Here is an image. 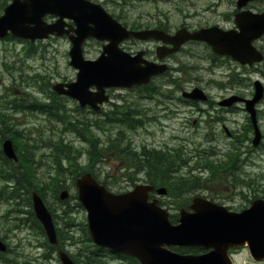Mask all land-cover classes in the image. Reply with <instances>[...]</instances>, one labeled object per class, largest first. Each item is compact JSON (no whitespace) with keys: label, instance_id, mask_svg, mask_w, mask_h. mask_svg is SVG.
Wrapping results in <instances>:
<instances>
[{"label":"flooded vegetation","instance_id":"flooded-vegetation-1","mask_svg":"<svg viewBox=\"0 0 264 264\" xmlns=\"http://www.w3.org/2000/svg\"><path fill=\"white\" fill-rule=\"evenodd\" d=\"M85 1L93 7L99 6L105 14L127 31L156 30L165 34L166 37L173 36L180 30L190 33L209 28H217L221 31L236 30L235 18L242 11L237 6V0H202L203 4L197 3V0ZM245 9L250 10L253 14L264 12V0H255ZM46 20L52 22L54 18L48 17ZM10 40L18 42L22 46L21 50L15 53L14 60L11 62L3 61L1 64V66L8 64L9 68L7 72L0 73V171L6 167L4 164L8 161L6 158L2 159V155L4 157L2 143L4 140H10L17 156V161L11 160L10 166L22 169L33 168L37 175L41 172L42 184L47 177L44 172L47 166V136L39 123H46L49 118L47 77L38 73L32 74L30 72L32 67L28 64V59L31 58L29 57L30 50L35 47L37 52L39 42L32 44L9 36L0 39L1 42ZM91 42L100 44L98 56L104 43L92 37L83 41L81 46L83 57L94 60L98 56L92 58L87 46ZM119 46L129 55H139L141 60L156 66H163L165 69L155 78L156 80L161 79L162 83L135 87L130 90L133 93H139L140 90L148 87L154 92L153 95L138 94V98L121 103V131L123 141L127 145H131V154H124L121 158L122 175L121 179L117 180L118 184L127 188H133L138 184H148L154 188L186 187L197 180L209 181V177L205 179L200 177L204 170L210 173L220 170L222 173L230 174L233 181L237 179L234 173L237 170L235 168L236 154H228V162L232 160L233 163L224 164L223 168L206 161H204L203 166H200L198 162H194V159L196 160L198 157L205 159L215 155L218 147L214 148L215 141L219 139L221 134H225L231 139L236 138L237 133L233 128L227 127V124H235L234 117L237 115V110H244V106L242 108L241 104H223L224 97L212 98L205 86L201 84L187 83L183 86L177 85L176 82L180 81L181 76L207 73L218 76L225 71L230 72V74L248 72L253 75L258 74L263 78L264 36L253 43L254 48L262 54V59L250 66L240 65L227 56L218 55L204 42L195 40L185 41L175 52H170L173 45L162 39L137 40L129 37L120 42ZM42 47L39 54L44 49V46ZM39 57L41 58V55ZM15 73L18 74L17 80ZM8 77L11 80L10 83H1L4 78ZM164 77H171V82H164ZM209 83L214 84L219 89L222 88V85L215 81ZM261 84L264 94V84ZM195 87L204 91L207 96L206 100L182 97L185 91L189 92ZM113 91L115 90H108L109 97ZM121 97L123 98L122 95ZM109 103L110 106L115 104L111 101ZM128 104L135 105L136 108L129 109ZM82 110L93 115L89 109L84 108ZM129 119L136 121L139 126L130 129L127 124ZM256 119L257 110L255 108ZM248 120L249 117L246 114L241 136L244 140L248 139L250 133L253 135L255 130L254 125L247 123ZM38 130L41 133L38 134ZM117 130V127H112L110 133L113 135ZM13 137L18 139V142H15ZM134 138H141L139 145H136ZM194 140L202 142L198 143ZM25 141L29 143L28 147ZM41 151L43 153H40ZM145 159H150V168L143 166ZM22 162L25 164L21 165ZM14 184L15 180L6 181L4 183L5 190H12ZM41 190L43 192V187ZM33 192L31 191V195ZM44 193H48V191ZM152 194L148 201L155 198L154 193ZM11 199L13 200L11 196L0 195V208H5L0 218L8 225L15 222L17 218L16 213H14L15 205ZM166 200H168L166 197L158 198V204H165ZM179 206V211H181L183 206ZM18 210L21 215H24L28 208L21 202ZM167 210L173 216L178 214L176 209ZM22 221L23 219L20 218L19 223L21 224ZM4 227L3 231L9 232L7 231L8 228ZM27 234L29 237L27 239L28 246L42 251L40 256L30 257L29 264H54L53 255H49L52 260L47 259L46 244L39 241L31 230H28ZM35 235L38 236L36 233ZM0 240L6 245V250L0 252V261L5 264H16V261L11 257H6L12 253L9 240L3 235H0ZM261 263L264 261L254 262L251 260V264Z\"/></svg>","mask_w":264,"mask_h":264},{"label":"water","instance_id":"water-1","mask_svg":"<svg viewBox=\"0 0 264 264\" xmlns=\"http://www.w3.org/2000/svg\"><path fill=\"white\" fill-rule=\"evenodd\" d=\"M254 0H237L239 9ZM56 20L47 23L46 16ZM66 20L71 21L68 24ZM239 31H221L217 28L201 29L194 33L177 31L174 36L163 37L161 32H129L99 7L85 0H11L0 16V38L11 35L29 40H44L49 36L66 35L71 47L69 65L76 70L75 81L58 82L54 92L78 102L80 107L97 110L108 100L105 93L110 88H132L148 84L165 67H158L131 57L118 44L129 37L136 39H162L173 45L174 52L187 40L205 42L218 55L230 56L240 64L251 65L261 60L260 52L252 41L264 35V12L252 14L242 11L235 18ZM161 35V36H160ZM92 37L106 41L96 60L82 56L84 39ZM145 63L142 65V63ZM92 88L94 90H92ZM186 98L205 99L198 88ZM261 97V87L255 83V95L246 101V110L253 115V106ZM229 102L240 100L237 97ZM259 142L256 132L252 144ZM2 150L6 157L16 160L10 140H5ZM77 198L86 212V222L94 245L112 253L125 254L140 264H234L229 250L246 247L254 261L264 259V200L256 199L240 212H231L224 206L195 197L181 210L178 223L169 221L168 213L158 206L157 200L147 201L153 187L139 185L131 191L116 194L85 173L75 181ZM164 188L156 190L165 194ZM67 191L60 199L67 197ZM33 211L44 228L48 241L56 244L55 226L42 200L32 195ZM170 247H198L207 252L199 255L179 254ZM0 251L5 245L0 241ZM60 264H74L63 251L58 252Z\"/></svg>","mask_w":264,"mask_h":264},{"label":"rangeland","instance_id":"rangeland-1","mask_svg":"<svg viewBox=\"0 0 264 264\" xmlns=\"http://www.w3.org/2000/svg\"><path fill=\"white\" fill-rule=\"evenodd\" d=\"M199 4H203L202 0L196 1ZM48 18V17H47ZM46 18V19H47ZM21 44L18 42H13V40L1 42L0 41V72H1V64L4 61L11 62L15 58V53H18L21 50ZM41 46V47H40ZM44 49L39 54L40 49ZM88 50L92 54V58L98 56L100 52V44L97 43H89ZM70 48L69 42L65 38H48L44 41H39L38 43V51L37 56L35 58L28 59V64L32 67L30 72L32 74L38 73L39 75H43L47 80L48 85H52L56 82H72L75 80L76 71L69 66V57L68 50ZM41 55V58L39 57ZM17 73H15L16 80L18 79ZM230 74L225 71L222 75L213 76L210 74H198V75H187L181 76L179 84L185 86L187 83H195L201 84L205 86L208 90L212 98L220 99L222 97H228L230 95H241L245 98H251L253 92V81L260 80L264 84V76L263 78L260 75L249 74L248 72H242L236 76L234 80L229 76ZM212 80L217 81L222 88H217L214 84L209 83ZM10 78H4L1 83L8 84L10 83ZM157 83H162L161 79H157L154 81V85ZM46 88V87H45ZM150 89L147 90L149 92ZM108 93V91H107ZM123 96V98L121 97ZM179 95V93H178ZM137 92H131L130 90H115L110 94V101L115 104H121L122 102H126L132 99L138 98ZM143 100V99H142ZM63 106L65 110L71 113L72 116H78L73 113L75 109V102L69 98H66L64 101L62 100ZM109 103H106L102 106L101 109L106 110L109 108ZM257 108V120L256 125L262 135L261 142L253 147L251 144V140L253 135L250 133L247 140H244L241 137L242 133V125L245 122L246 112L242 109L237 110V115L234 117L235 124H227V127L233 128L235 130L236 138L231 139L227 137L225 134H221L219 139L215 141L216 154L210 157H198L194 162H198L200 166H203L204 161L211 162L216 166H220L221 168L228 161L229 153H236V163L235 168L237 170L234 172L237 180L244 181L242 186L234 187L235 182L231 178L230 174L222 173L220 170H217L215 173H210L207 170L202 171V176L205 179L209 177V181L201 182L200 185L202 188L197 187L195 191H193L189 196L194 197L199 193L201 196H205L206 198L212 199L214 202H217L221 205L228 207L231 211L237 212L248 206V201L253 198H262L264 197V95L260 99L259 103L256 106ZM86 118L92 116V114L83 112ZM94 117V116H92ZM50 119V118H49ZM248 123L249 120H248ZM44 128V134L47 138L55 131L62 129L63 125L57 123L56 121L48 120L46 123H39ZM41 133L38 130V134ZM65 137L67 141L74 143V145H78L82 139L75 136L72 133H65ZM250 138V140H249ZM136 141V145H139L141 142V138H134ZM195 142H202L200 140H194ZM86 143L85 141H82ZM87 144V143H86ZM248 151V152H247ZM40 153H43L41 151ZM48 154V152L46 151ZM252 154V155H249ZM119 158L116 156L112 157V154L108 155V159L106 164L100 165V174L101 178L104 177V172L108 171L109 179L111 176L117 177V179L112 178L113 180H119L120 172H121V164L118 160ZM110 171V173H109ZM247 184V186H245ZM2 183L0 181V187ZM70 183L67 185V189L70 191ZM121 189L122 191L128 190L127 188L120 184V187L116 189ZM176 188V187H174ZM71 193H74V190H71ZM244 196V197H243ZM45 199L47 203L55 208V213L60 217V209L57 208V202L53 198L51 193L45 194ZM168 202V200H166ZM15 204V203H14ZM72 205V202H71ZM16 208V207H15ZM5 208H0V215L3 214ZM58 217V218H59ZM76 222L85 221L86 222V213L83 209L79 212L75 213ZM14 222H11L9 225L5 223L0 218V235L6 236L9 240V244L12 248V253L7 255L6 257H11V259L17 261L18 264H29L30 257H38L41 255L42 251L36 249L35 247H30L27 244V239L29 238L27 235L28 228L21 227L18 230L12 229L11 232L9 228L13 225ZM6 226V227H4ZM4 228H8L7 233L3 231ZM79 231L76 228V235L80 237ZM34 236L38 238L39 241L42 242V238L38 235ZM70 250V252L75 253L72 247H65ZM236 256L234 257L235 264H251V259L247 255L245 250H238V253L234 252ZM54 264H59L55 258ZM0 264H5L0 261ZM50 264V263H48ZM264 264V263H261Z\"/></svg>","mask_w":264,"mask_h":264},{"label":"trees","instance_id":"trees-1","mask_svg":"<svg viewBox=\"0 0 264 264\" xmlns=\"http://www.w3.org/2000/svg\"><path fill=\"white\" fill-rule=\"evenodd\" d=\"M10 0H0V15L3 12L4 7ZM35 51L31 50V54ZM5 70H8V65H3ZM48 120L56 121L63 125L62 129L55 131L48 137V164H47V177L48 181L43 185L40 183L42 180L41 173L37 175V172L33 168H15L10 166V161H6L4 164L6 167L0 171V178L3 181L15 180L13 189L10 191L5 190L4 187L0 189V195L11 196L15 202H23L25 206H31V191H39L40 196L43 198L45 204L44 192L46 189L52 194L53 198L57 201V208L60 209L61 216L59 217L55 213V208L48 205V210L54 219L57 234V244L50 245L44 238L45 244L49 250L56 251L64 249L65 247H72L75 253L70 252V257L75 264H114L116 261L119 264H140L136 259L122 254H112L107 249H103L94 245L89 236L86 222H76L75 213L79 212L82 208L77 201L76 192L71 193L69 198L65 201H59L58 194L62 189H66L68 183L70 187H73L75 191L74 181L83 173H91L92 176L104 185L108 190H114L116 193L122 192V190L116 189L117 177L111 176L109 179L108 171L104 172V177L101 178L100 165L106 164L108 155H117L120 161L124 154L130 153V146L123 141L122 131L118 129L114 135H112L111 127H116L117 124L122 123V114L120 112L121 107L113 106L110 111H102L101 115L97 118L89 119L83 117L82 111L75 104L73 113L78 116H72L70 112L65 110L62 100L66 98L60 97L51 91V85H48ZM134 106L129 105V109ZM134 120L129 119L127 124L133 127ZM65 133L75 134L78 138L87 143L86 147L74 146L70 141L66 140ZM15 142L18 139L13 137ZM27 143V147L29 143ZM42 142V141H41ZM84 159L82 163L81 160ZM150 159H145L143 166L150 168ZM30 163V162H29ZM25 164L22 162L21 165ZM19 166V165H18ZM138 169V168H136ZM110 173V171H109ZM121 173V172H120ZM122 173L120 174V176ZM238 181V180H237ZM236 181V182H237ZM193 182L192 184H195ZM242 183V181H240ZM236 184L238 187L241 184ZM200 185H191L189 187H176L167 188V196L172 198L174 205L185 206L189 202V194ZM43 187V192L41 188ZM23 191V192H22ZM41 191V192H40ZM72 202V205H71ZM31 222L37 226L40 230L41 236H44L43 230L37 220L35 219L33 212H28ZM59 217V218H58ZM170 222L176 223V217L170 216ZM76 228L79 231L80 237L76 235ZM34 231H39L32 227ZM174 251L181 254L193 253L197 254L201 249L198 248H173Z\"/></svg>","mask_w":264,"mask_h":264}]
</instances>
